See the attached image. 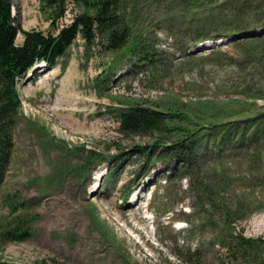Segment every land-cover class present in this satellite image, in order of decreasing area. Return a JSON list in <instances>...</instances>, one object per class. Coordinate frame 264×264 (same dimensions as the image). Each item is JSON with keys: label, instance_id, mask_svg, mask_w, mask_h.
<instances>
[{"label": "rangeland", "instance_id": "obj_1", "mask_svg": "<svg viewBox=\"0 0 264 264\" xmlns=\"http://www.w3.org/2000/svg\"><path fill=\"white\" fill-rule=\"evenodd\" d=\"M193 1L123 0L131 33L125 47L106 51L103 42L87 51L79 36L59 61L68 64L65 75L51 72L38 75V85L20 84L23 106L0 223L18 217L34 222L26 241L0 242V263L217 264L219 246L211 233L221 216L217 233L229 219L236 232L264 238V137L247 153L241 139L253 129L243 118L264 108V82L255 78L258 87L241 94L236 87L248 70L233 65L255 47L246 27L259 19H229L241 27L233 30L211 24L217 17L202 9L191 15ZM246 3L239 0L235 9L242 18ZM14 5L22 30L56 35L40 13V0ZM81 12L70 4L56 27L70 26ZM16 41L22 44V34ZM244 104L252 115H238ZM132 106L172 108L185 116L169 120L175 133L128 137L117 118ZM201 128L196 137L185 136ZM8 196L22 208L11 213ZM206 196L233 208L209 216Z\"/></svg>", "mask_w": 264, "mask_h": 264}, {"label": "trees", "instance_id": "obj_2", "mask_svg": "<svg viewBox=\"0 0 264 264\" xmlns=\"http://www.w3.org/2000/svg\"><path fill=\"white\" fill-rule=\"evenodd\" d=\"M222 1V6H215L217 2ZM264 0H246L247 12L245 16L240 17L235 9L239 0H201L197 3L194 0L191 15L197 10H204V14L208 17L216 16V20H212L219 25L231 26L233 30L241 29L240 26H233L229 19L236 22L245 20L244 23L259 19L258 23L248 31L246 38L255 40V47L250 48L245 56H240L233 65L243 73L241 64L245 65L248 75L243 78L241 84L236 87L241 94L244 91H250L254 87L255 78L264 82ZM13 0H0V194L3 188L8 169L11 165L12 154L15 148L14 130L17 125V118L22 108L21 96L16 85V77L30 69L38 60L45 59L50 64H54L59 56H62L66 49L80 35L86 44V48L90 50L94 45L103 43L106 51H118L125 47L130 38V28L125 22L122 14L123 0H41L42 11L50 21L51 32L56 35L44 34L42 31H24L17 24L12 14ZM75 5L77 10L82 12L75 14L70 26L63 28L56 27L57 23L64 19L68 13L69 5ZM229 5L233 10L225 9ZM243 23V24H244ZM23 34L24 42L17 45L16 38L19 33ZM218 37L216 40L220 39ZM102 41V42H99ZM254 85V86H253ZM261 96H249L252 100H256ZM241 103H238L240 108ZM244 104L243 109H237L238 115L241 113L252 115L253 109ZM155 109V108H154ZM146 108L144 106H132L122 109L118 114V122L120 124V133L124 136L140 135V136H164L165 133H175V127L169 128V120L174 118L175 122L179 121L183 116L180 112H172V108L166 111L159 109ZM244 121L253 123L251 136L248 140L241 137L245 142V153L251 148L257 149L261 146V137H264V130L261 124H264V108L256 113L253 118H243ZM179 126L180 123H174ZM198 129L193 133H185L187 138L196 137ZM229 134V133H227ZM256 137V138H254ZM187 138L185 140H187ZM157 142V141H156ZM157 142L156 144H159ZM236 145V144H235ZM264 147V144H262ZM8 202L11 210L15 209L17 202L9 196ZM204 212L209 216H215L216 210L226 208L231 211L232 206L227 200L220 199L218 196L213 198L205 197ZM214 213V214H213ZM231 212L226 214L225 218H230ZM222 216L215 217L214 229L211 233L213 240L217 242L215 246H219L215 252L218 256L217 264H264L263 247L264 238H252L244 236V232H236L226 219L224 227L217 233V221L222 220ZM15 223L23 222L24 219L18 217ZM3 237H12L9 241H22L25 236L20 226L15 229L3 226ZM261 245V246H260ZM262 255V257H261ZM260 262V263H259ZM2 264V263H0Z\"/></svg>", "mask_w": 264, "mask_h": 264}, {"label": "bare ground", "instance_id": "obj_3", "mask_svg": "<svg viewBox=\"0 0 264 264\" xmlns=\"http://www.w3.org/2000/svg\"><path fill=\"white\" fill-rule=\"evenodd\" d=\"M95 179H97V177L95 178ZM95 187V186H94ZM144 186H143V188H142V190H144ZM92 189V188H91ZM146 189V188H145ZM92 193H94V192H96V188H94V189H92V191H91ZM139 195V194H138ZM138 195H137V197H138ZM135 197V196H134ZM134 200V199H133ZM111 201V200H110ZM138 203V202H137ZM114 204V203H113ZM108 205V204H107ZM114 208V207H113ZM107 210V209H106ZM109 212V211H108ZM129 212V211H128ZM109 214H112L111 213V211H110V213ZM142 214V213H141ZM125 215V214H124ZM128 216V215H127ZM122 217H123V215H122Z\"/></svg>", "mask_w": 264, "mask_h": 264}]
</instances>
